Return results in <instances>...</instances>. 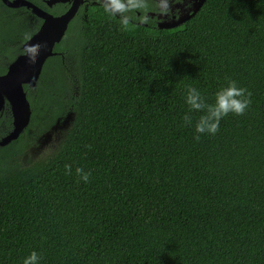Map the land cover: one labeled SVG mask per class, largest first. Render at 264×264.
I'll return each mask as SVG.
<instances>
[{"label":"trees","instance_id":"16d2710c","mask_svg":"<svg viewBox=\"0 0 264 264\" xmlns=\"http://www.w3.org/2000/svg\"><path fill=\"white\" fill-rule=\"evenodd\" d=\"M55 51L28 90L26 131L72 125L25 167L12 159L26 131L0 148V264L32 250L42 264H264V0H206L149 32L89 11ZM228 79L249 108L194 140L186 86L211 98Z\"/></svg>","mask_w":264,"mask_h":264},{"label":"flooded vegetation","instance_id":"af4514ba","mask_svg":"<svg viewBox=\"0 0 264 264\" xmlns=\"http://www.w3.org/2000/svg\"><path fill=\"white\" fill-rule=\"evenodd\" d=\"M2 1L3 0H0V25H5L6 27L12 25L13 28L9 29L15 31V34H9L4 40V46L13 48V51L9 54L12 59H10V57L8 58L5 50L0 51V65H4V72L0 75L4 74L8 65L23 53V44L41 29L45 19L42 13L57 18L64 15L72 7L76 9L75 15L70 20L63 39L54 47L55 56H60L61 58L63 55L61 52L55 51L56 46L63 45L68 32L75 29L77 22L86 21L89 11L100 14L103 13L109 16L105 12V7L109 6V0H6L12 4L17 1H23L29 4V6L20 5L15 7L9 6ZM120 3L125 6L126 11L124 13L117 12L109 17L116 19L120 23L126 18L127 24L137 26L149 32V30H171L186 23L189 19L176 27H172L173 24H176L185 16L191 14L190 10L194 1L120 0ZM161 26L170 28H161ZM8 117L10 118L9 127L5 125V121ZM11 121L12 119L8 106L5 104L0 111V139L11 131Z\"/></svg>","mask_w":264,"mask_h":264},{"label":"water","instance_id":"95a60500","mask_svg":"<svg viewBox=\"0 0 264 264\" xmlns=\"http://www.w3.org/2000/svg\"><path fill=\"white\" fill-rule=\"evenodd\" d=\"M191 14H188L172 27H176L194 16L206 0H193ZM9 6L27 5L23 1L13 4L3 0ZM75 8L64 15L53 18L42 13L44 23L41 29L28 39L22 46L23 53L16 57L0 75V111L6 104L11 115V131L0 139V147L17 140L27 129L31 119V106L28 100V90H34L39 81L42 69L47 59L55 56L54 47L63 39L70 20L74 17ZM161 28H170L161 26ZM72 116L67 115L63 121L64 127L69 124ZM73 118V117H72Z\"/></svg>","mask_w":264,"mask_h":264},{"label":"clouds","instance_id":"9594fccd","mask_svg":"<svg viewBox=\"0 0 264 264\" xmlns=\"http://www.w3.org/2000/svg\"><path fill=\"white\" fill-rule=\"evenodd\" d=\"M125 11L126 8L120 0H109V6L105 7V12L109 16ZM122 23L126 25L127 19L124 18ZM250 96L247 89L239 86L233 79H228L226 84L219 87L211 98L200 89L188 85L183 93V102L187 109L182 115L183 124L193 129V139L196 141H199L203 135L214 136L219 131L221 121L225 117L229 114L243 115L247 111L251 104ZM66 173L71 174V170L66 169ZM75 174L80 181L88 182L89 172L77 167ZM21 264H42V256L32 250L22 259Z\"/></svg>","mask_w":264,"mask_h":264},{"label":"rangeland","instance_id":"374dc122","mask_svg":"<svg viewBox=\"0 0 264 264\" xmlns=\"http://www.w3.org/2000/svg\"><path fill=\"white\" fill-rule=\"evenodd\" d=\"M8 33H10V30L5 25H0V34L7 35ZM28 100L31 102V98ZM64 120L65 118L61 121H56V123L50 126L47 130L39 134L34 132L35 125L29 128L33 130V132L30 130V132H27L26 129V133L22 135V137H30V139L27 140V142H29L25 150L12 159L13 165L25 167L34 161L44 160L53 155L62 143L67 131L70 129L73 118H70V122L66 127H64L63 124ZM31 133L33 134L31 135ZM0 166L7 168L8 164L1 163Z\"/></svg>","mask_w":264,"mask_h":264}]
</instances>
